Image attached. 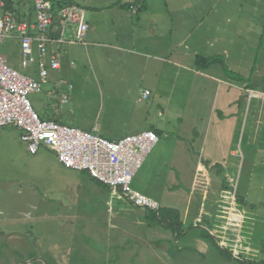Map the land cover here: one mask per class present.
Listing matches in <instances>:
<instances>
[{"label":"crops","instance_id":"crops-1","mask_svg":"<svg viewBox=\"0 0 264 264\" xmlns=\"http://www.w3.org/2000/svg\"><path fill=\"white\" fill-rule=\"evenodd\" d=\"M133 1L120 0L122 3L119 4ZM171 1L168 2L169 5ZM244 1L240 0L239 8L242 9L244 5L249 8H245L243 13L232 12L234 9L231 1L227 0L224 4L226 8L218 5L205 7L203 14L191 12L186 16L180 15L183 13L177 14L170 7L156 6L153 9L147 0H143V5L130 9L114 3L117 6L113 14L121 20H127L131 15L135 21L129 22L127 28H113L104 34L109 37L107 44L90 42V20L85 19V41L89 40L85 48L76 46L69 38L64 39L65 48L51 41L42 57L47 69L51 58H57L60 65L58 70L48 69L47 94L52 84L62 80L73 85L69 93V98L72 99L76 93L74 74L77 62L82 58L95 61V56L100 57L105 52L103 57L107 64L104 63L105 70L98 74L96 81L98 93L108 98V101H115L118 97L128 100L132 96L136 97L137 104L146 103L149 98L152 102L165 101L162 107L160 103H151L145 116L165 117L162 123L151 121L148 122V129L131 133L151 130L159 134L158 143L137 173H144L151 165L148 181H157L161 190L159 194L146 196L156 200L161 208L177 211L184 230L193 226L194 231L189 230L181 239L188 237L191 249L198 256L211 251V243L202 236L204 229L216 236L215 228H220L223 233L225 220L230 213L236 211L244 216L247 214L248 210L243 205L237 206L235 195L234 198L231 195L235 192L233 178L236 179L238 175L240 177L245 161L248 160L249 164L248 179L252 180L256 175V178L264 181V63H258L259 59L256 58L250 63L248 75L239 73L248 65L245 63L246 57L242 55L245 47H251L247 36L255 41V47L250 49L258 54L263 53L261 58L264 59V0ZM208 2L214 4L209 0H191L181 4L189 9L193 4L201 6ZM222 8L224 11L221 12ZM94 11L97 12L98 9ZM67 31L74 35L76 26H70ZM59 33L58 24L53 25L49 32L53 40L59 37ZM15 40L21 57L20 42L16 38ZM2 44L3 42L0 46ZM9 48L10 44L6 50L2 48L4 53H1L0 47V58L8 64L12 59ZM32 50L33 56H36L32 64L36 63V69L29 72L28 76L37 74V79L32 78L38 80L35 44H32ZM196 56L220 61L206 68H198L195 65ZM115 57L120 60L118 69L111 68L110 61ZM95 62L93 64L97 66V61ZM236 75L241 76L243 81L236 79ZM181 84L186 86V95L181 113L177 115V127L171 131L167 123L177 100L176 86ZM247 90L255 92V96L249 100L246 99ZM145 91L149 94L143 97ZM90 130L98 132L96 125L91 126ZM160 142L167 149L159 148ZM89 179L99 184L90 177ZM225 182L228 189L224 188ZM243 199L248 200L249 195L246 193ZM115 202L119 203L118 206L112 204L111 199L107 202L109 214L115 216L118 212H128V204L117 199ZM258 202L260 205L264 204L262 201ZM129 210L141 213L144 221L140 220L138 224L150 229L145 221L149 219L145 210ZM198 222L201 224L195 225ZM209 225L213 228L210 229ZM236 229L235 226H227V234L232 235ZM240 243L242 247L249 249L248 245ZM189 244L186 246L189 247Z\"/></svg>","mask_w":264,"mask_h":264},{"label":"rangeland","instance_id":"rangeland-1","mask_svg":"<svg viewBox=\"0 0 264 264\" xmlns=\"http://www.w3.org/2000/svg\"><path fill=\"white\" fill-rule=\"evenodd\" d=\"M72 1L84 10L85 19L90 20V42L107 44L109 37L104 34L113 28H127L129 22L135 21L131 15L127 21L113 14L117 6L114 3H122L124 0ZM147 1L153 9L156 6L170 7L177 14L183 13L180 15L186 16L191 12L203 14L205 7L218 5L226 8L224 4L227 0H209L214 4H193L189 9L181 3L191 0H172L170 5V0ZM229 1L234 9L232 12L243 13L249 8L244 5L240 9V0ZM13 2H19L23 10L28 5L27 0ZM223 8L221 12L224 11ZM94 9L98 11L95 12ZM206 13L210 15L209 11ZM66 24L63 39L69 38L76 46L85 48L89 40L85 44L78 42L67 31L72 25ZM180 32L183 33V30ZM246 38L250 40L251 47H245L242 53L249 62L246 60L247 67L239 72L242 75L249 74L250 66L256 58L259 59L258 63H264L261 58L263 53L258 54L250 49L255 47L254 39L248 36ZM65 43L60 47L65 48ZM8 44L12 58L9 63L12 67L22 74L32 73L36 69V63L29 68H21L20 49L15 38L4 39L0 46L1 53H4L2 48L6 50ZM104 54L105 52L100 57L95 56L97 66L93 64L95 61L83 58L77 62L74 74L76 93L67 103L53 102V98L46 93V85L39 93H29L28 101L39 119L55 121L87 132H91V126L96 125L97 133L108 140H118L148 129V122L151 121L162 123L165 117L145 116L151 103H160L162 107L164 100L152 102L149 98L146 103L137 104L136 97L132 96L128 100L118 97L115 101H108V98L98 93L96 81L98 74L105 70ZM34 57L36 58L35 54ZM110 62L112 69L120 68L119 57ZM31 76L37 79V74ZM185 91L186 86H176L177 100L167 123L171 131L177 127V115L181 113ZM19 135V131L11 126L0 128V264H244L240 261L254 264L261 259L264 204L260 205L258 201L264 203V181L256 178V175L252 180L248 179V160L244 163L240 177L238 175L233 179L237 206L243 205L248 210L239 227L238 237L242 245H248L249 251L239 249L233 254L232 246L228 242V248L224 249L226 252H219L216 249V239L221 241L223 236L220 228H215L216 237L211 235V251L204 256H198L191 249L188 237L181 239L183 235L179 238L181 240H175L171 228L159 226L150 219L145 220L150 229L139 225L138 222L144 219L141 213L129 210L134 207L125 204L128 212H118L115 216L109 214L107 202L109 199L112 204L116 202L107 188L91 181L85 172L63 167L54 153L45 148H40L36 154L28 153L25 144L19 140ZM158 146L167 149L161 142ZM151 168L149 165L144 173L139 171L133 178L132 188L144 195L159 194L161 190L157 181H148ZM246 193L249 199L245 201L243 198ZM209 226L210 229L213 228ZM192 231L194 230L189 232ZM206 232L209 233V230ZM186 244L190 246L187 247ZM229 253L234 259L228 257Z\"/></svg>","mask_w":264,"mask_h":264},{"label":"built area","instance_id":"built-area-1","mask_svg":"<svg viewBox=\"0 0 264 264\" xmlns=\"http://www.w3.org/2000/svg\"><path fill=\"white\" fill-rule=\"evenodd\" d=\"M33 15L30 22L18 20L10 14L0 16V43L11 37L19 40L23 68L35 62L32 50V44H35L39 76L35 80L0 58V128L11 126L17 129L20 132L19 139L25 144L28 153L36 154L40 148H45L54 153L60 165L72 171L85 172L91 179L106 187L115 199L134 208L157 212L160 204L156 200L132 188L134 176L159 141L153 131L147 130L118 140H108L96 130L87 132L55 121L41 120L33 111L28 94L42 91L47 83L48 69L60 68L56 58L49 60L48 69L44 67L42 57L46 54L47 44L51 41L59 45L65 42L62 35L66 23L76 26L74 35L78 42L84 43L87 32L84 10L76 4L64 6L60 10L59 18L63 25L60 26L59 37L54 40L49 34L54 25L51 2L33 0ZM71 88L69 82L60 80L52 84L48 95L60 104H65ZM148 94L145 91L142 96L146 97ZM254 96L255 92L246 91L247 100ZM231 195L234 198V194ZM243 218L244 215L236 211L229 214L225 220L223 240L216 239L220 248H228L229 242L233 254L239 249L249 251L241 246L238 237ZM229 225L237 228L230 236L227 234Z\"/></svg>","mask_w":264,"mask_h":264},{"label":"trees","instance_id":"trees-1","mask_svg":"<svg viewBox=\"0 0 264 264\" xmlns=\"http://www.w3.org/2000/svg\"><path fill=\"white\" fill-rule=\"evenodd\" d=\"M52 4V10H53V14H54V25H63L62 20L59 18L60 16V10L67 5L70 4H74L71 0H49ZM28 5L26 6V9L23 10V8L20 7L19 2H13V0H0V16L4 15V14H10L11 16L17 18L18 20H27V21H32L33 20V0H27ZM118 5L122 8H134L137 6H140L143 3V0H134L131 3L128 4H119V2H117ZM25 4V3H23ZM143 5V4H142ZM220 61L216 58H207V57H203V56H196L195 57V65L198 68H206L210 65H212L214 62ZM236 79H238L239 81H243V78H241V76L236 75L234 76ZM157 136L159 135L157 133V131H153ZM159 138V137H158ZM225 189H228V186L225 182ZM237 200V199H236ZM146 211V210H145ZM148 214V218L152 221V222H156L159 225L166 227V228H171L173 233H174V239L177 240L179 239L181 236H183L186 232H188L189 230H191L193 228V226H190L188 228V230H184L182 224L180 223L179 220V213L175 210H171V209H167V208H161L157 211V212H151V211H146ZM151 222V223H152ZM153 224V223H152ZM201 224L200 222L196 223L195 225ZM202 236L204 239H206L209 243H211L213 237L206 232V229H204L202 231ZM216 249L219 252H226L224 251V249L220 248L218 246V244L216 245ZM228 257L230 256V258L234 259L233 256H231V254H227ZM260 255H261V259L254 263V264H264V239L261 243V248H260ZM236 256V255H235ZM244 264H252L250 262L247 261H240Z\"/></svg>","mask_w":264,"mask_h":264},{"label":"water","instance_id":"water-1","mask_svg":"<svg viewBox=\"0 0 264 264\" xmlns=\"http://www.w3.org/2000/svg\"><path fill=\"white\" fill-rule=\"evenodd\" d=\"M20 264H28L27 262H24V263H20Z\"/></svg>","mask_w":264,"mask_h":264}]
</instances>
